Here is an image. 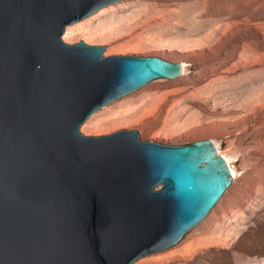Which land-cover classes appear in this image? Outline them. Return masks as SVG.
Listing matches in <instances>:
<instances>
[{"label": "water", "instance_id": "95a60500", "mask_svg": "<svg viewBox=\"0 0 264 264\" xmlns=\"http://www.w3.org/2000/svg\"><path fill=\"white\" fill-rule=\"evenodd\" d=\"M123 0H0V264H134L170 249L233 178L211 139L86 136L92 115L183 75L157 56L63 40Z\"/></svg>", "mask_w": 264, "mask_h": 264}, {"label": "rangeland", "instance_id": "374dc122", "mask_svg": "<svg viewBox=\"0 0 264 264\" xmlns=\"http://www.w3.org/2000/svg\"><path fill=\"white\" fill-rule=\"evenodd\" d=\"M252 1L123 0L76 23L112 39L89 31L63 39L107 45L104 57L157 56L189 66L186 75L152 81L105 106L82 134L136 130L143 141L170 145L211 139L238 168L221 200L179 244L134 264H264V16L237 30L232 15ZM256 9L264 13V0ZM221 35L228 44L215 43Z\"/></svg>", "mask_w": 264, "mask_h": 264}, {"label": "bare ground", "instance_id": "6f19581e", "mask_svg": "<svg viewBox=\"0 0 264 264\" xmlns=\"http://www.w3.org/2000/svg\"><path fill=\"white\" fill-rule=\"evenodd\" d=\"M259 1L260 0H253L252 2H250L251 4L245 10H243L240 13H233L232 14L233 17L238 19V23L236 25H239V26H237V28H236L237 30H244V29H247L248 27H251V25H248L249 21L254 19L255 16H258V15L264 16V13L261 14L259 10H257V9L254 10V5L256 4V2H259ZM262 11H263V9H262ZM245 14H247L248 16L245 17L244 19H242V16ZM79 25L80 24L68 26L66 28V32H65L63 39L65 41H68L71 37L77 35L79 31H89L87 34L91 38L100 39L102 41L112 39V36H111L112 34L110 32H105V31H101V30H89L88 28H77V26H79ZM230 30H231V28H230ZM227 31H228V28L225 27L223 32L226 33ZM215 43H219L221 45H226V44H228V39H226L223 35H221L219 40L216 41ZM181 63L183 65V75H186L188 73L189 66L186 62H181ZM213 142L216 146L218 154L222 155L225 158L226 162L228 163L230 170H231V173H232V178L236 179L237 174H238V168H236V166L234 165V161L232 160V158L230 156L225 155L221 152L220 147L216 143V141L213 140Z\"/></svg>", "mask_w": 264, "mask_h": 264}]
</instances>
